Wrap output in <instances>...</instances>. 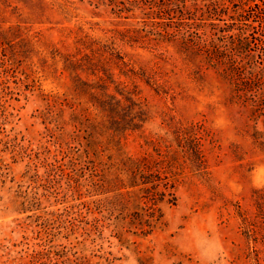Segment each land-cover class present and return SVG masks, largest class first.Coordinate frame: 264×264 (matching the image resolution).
Here are the masks:
<instances>
[{
    "label": "rangeland",
    "instance_id": "1",
    "mask_svg": "<svg viewBox=\"0 0 264 264\" xmlns=\"http://www.w3.org/2000/svg\"><path fill=\"white\" fill-rule=\"evenodd\" d=\"M238 4L226 2L225 14L203 22L235 28L226 12ZM116 6L110 0H0V264H264L262 200L255 193L264 189V152L228 106L227 84L213 70L193 72L173 45L130 42L151 22L170 19L151 20L139 10L118 18L116 10L132 7L128 0ZM80 39L98 49L102 71L137 85L151 115L143 135L154 143L163 139L162 150L171 146L178 154L174 194L147 235L92 211L89 203L100 196L76 200L60 170L47 174L58 161L70 168L72 151L55 147L46 98L69 88L66 58L76 54ZM142 71L154 73L164 88L147 85ZM177 127L191 130L199 155L174 143ZM125 143L126 153L141 155L140 132L129 133ZM247 226L257 230L252 239Z\"/></svg>",
    "mask_w": 264,
    "mask_h": 264
},
{
    "label": "trees",
    "instance_id": "2",
    "mask_svg": "<svg viewBox=\"0 0 264 264\" xmlns=\"http://www.w3.org/2000/svg\"><path fill=\"white\" fill-rule=\"evenodd\" d=\"M110 1L117 7L116 0ZM128 1L132 8L116 10V17L139 10L151 20L164 16L170 19L165 25L151 22L143 37L131 36L130 42L146 39L150 44L173 45L175 54L183 56L182 61L193 72L213 70L228 86V106L246 120L253 144L264 152V0H238L239 8L232 14L226 12L238 22L235 28L203 21L214 22L225 14L221 5L236 0H147V7L140 6L142 0ZM128 32L142 35L137 29ZM80 43L85 45H79L76 54L66 58L69 88L46 98V110L54 111L47 116L55 124V147L59 152L67 148L72 151L67 153L70 168L58 161L51 170L49 165L47 174L60 170L76 200L100 196L89 203L92 211L99 210L109 219L114 216L116 221L147 235L163 218L161 205L174 194L178 154L171 146L162 150L163 139L154 143L150 136L143 135L151 115L137 85H126L116 81L109 70L102 71L98 49L86 48L81 39ZM130 72L132 79L137 77L133 70ZM138 75L154 89L164 88L154 73L142 71ZM134 132L141 133L144 144L136 157L125 152L127 135ZM190 133L186 127L174 128L173 141L177 146L183 142L193 155H199ZM255 193L262 200L258 210L264 220V189ZM247 227L252 239L257 230Z\"/></svg>",
    "mask_w": 264,
    "mask_h": 264
}]
</instances>
